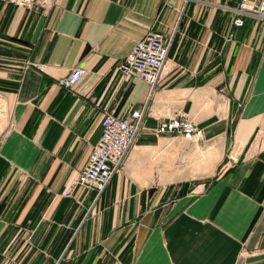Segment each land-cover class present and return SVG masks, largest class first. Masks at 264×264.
<instances>
[{"label":"crops","instance_id":"crops-1","mask_svg":"<svg viewBox=\"0 0 264 264\" xmlns=\"http://www.w3.org/2000/svg\"><path fill=\"white\" fill-rule=\"evenodd\" d=\"M240 2L0 0V264H264V19L236 26ZM149 30L170 42L154 86L118 67ZM136 107L100 198L66 194L104 114ZM174 116L202 135L160 130Z\"/></svg>","mask_w":264,"mask_h":264},{"label":"built area","instance_id":"built-area-1","mask_svg":"<svg viewBox=\"0 0 264 264\" xmlns=\"http://www.w3.org/2000/svg\"><path fill=\"white\" fill-rule=\"evenodd\" d=\"M2 1L14 3L20 7H32L39 2V0ZM231 9L234 12L233 23L236 26L244 24L245 15L264 19V0H241ZM232 35L233 33H230V36ZM169 47L170 42L162 31L149 30L135 42L118 67L123 75L138 76L154 86L159 81ZM37 66L41 70L45 69V64L41 62L37 63ZM86 72L85 66L75 65L60 78L59 82L63 86L73 87ZM145 112V108L136 107L126 115L114 112L104 114L102 134L92 146L85 166L70 180L66 194L73 196L75 188L80 187L88 192L96 190V201L100 198L113 175L122 169L131 145L143 128ZM160 130L179 131L189 137L201 136L203 133V128L193 120L180 116H174L171 120L163 122ZM232 157L235 158L234 155ZM238 264H244V262L240 260Z\"/></svg>","mask_w":264,"mask_h":264},{"label":"rangeland","instance_id":"rangeland-1","mask_svg":"<svg viewBox=\"0 0 264 264\" xmlns=\"http://www.w3.org/2000/svg\"><path fill=\"white\" fill-rule=\"evenodd\" d=\"M9 118V106L6 105V110L5 111H0V122L4 120L7 121ZM3 122L0 124V129L3 127ZM198 136V135H196ZM199 174L198 171H193L192 169H183L177 172V177H186V176H192Z\"/></svg>","mask_w":264,"mask_h":264},{"label":"bare ground","instance_id":"bare-ground-1","mask_svg":"<svg viewBox=\"0 0 264 264\" xmlns=\"http://www.w3.org/2000/svg\"><path fill=\"white\" fill-rule=\"evenodd\" d=\"M232 158H234V157H232ZM234 159H236V158H234Z\"/></svg>","mask_w":264,"mask_h":264}]
</instances>
